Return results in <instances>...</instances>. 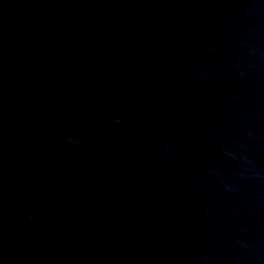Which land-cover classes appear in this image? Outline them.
<instances>
[{
    "label": "water",
    "instance_id": "1",
    "mask_svg": "<svg viewBox=\"0 0 264 264\" xmlns=\"http://www.w3.org/2000/svg\"><path fill=\"white\" fill-rule=\"evenodd\" d=\"M0 264H264V0H0Z\"/></svg>",
    "mask_w": 264,
    "mask_h": 264
}]
</instances>
